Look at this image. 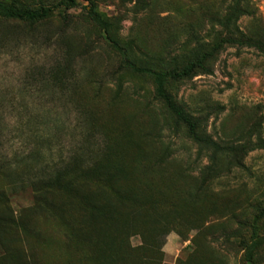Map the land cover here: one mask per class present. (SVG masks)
<instances>
[{
    "label": "rangeland",
    "instance_id": "1",
    "mask_svg": "<svg viewBox=\"0 0 264 264\" xmlns=\"http://www.w3.org/2000/svg\"><path fill=\"white\" fill-rule=\"evenodd\" d=\"M0 1L54 7L0 17V193L24 225L0 264H247L256 239L252 264H264V49L225 41L190 75L169 73L222 38L262 46L264 0L249 12L231 0ZM129 63L168 72L196 137L155 75Z\"/></svg>",
    "mask_w": 264,
    "mask_h": 264
},
{
    "label": "trees",
    "instance_id": "2",
    "mask_svg": "<svg viewBox=\"0 0 264 264\" xmlns=\"http://www.w3.org/2000/svg\"><path fill=\"white\" fill-rule=\"evenodd\" d=\"M76 0H65L64 3L66 5H69L71 3H74ZM232 3V10L237 11L240 10L242 12H249L250 10H253V7L250 3V0H231ZM91 14L93 15V18L96 21H100L98 14H96L93 10H90ZM54 13V7L52 6H41L39 8H21V7H16L11 4H7L4 2L0 1V17L6 18V19H16V20H23V21H39L45 18H49L51 15ZM104 25V23L102 22ZM241 40L246 41L247 44L253 45L255 47H263L264 49V44L262 46H259L255 41L254 38L250 35H245L242 34L240 39L229 37V38H222L221 41L213 46V49L208 52H204L197 60L190 62L187 64L184 68L180 70H172L169 73L172 74L175 77H180V76H188L191 74L193 69L196 67H201L204 64V61L210 57L213 54V51L215 52L216 50H219L220 47L223 45L225 41H234V42H241ZM262 49V48H260ZM133 68H135L137 71L140 72H150L155 75V79L157 82V92L159 96H161L167 106L171 109L173 113L177 116V119L184 122L187 127L189 133L193 136L196 137V122L186 113L183 111V109L178 106L170 96V94L166 91L165 86H164V77L168 73L165 72H158L151 70L150 68H141V67H136L132 63H129ZM68 166V165H66ZM65 167V166H64ZM58 186L61 184L60 179H55L54 180ZM87 183H84L81 185V187H84ZM35 189V198L37 201L38 207H44L49 204H45L48 202V194L49 193H54V188L52 184H45L43 186H34ZM82 191V188H80L79 193ZM4 200L2 203V210L3 214L0 215V246L3 247L5 254L10 255L18 252L17 249V243L20 241V239L15 236L18 235L17 233L20 232V229L23 230L24 225L19 223L17 220L22 221V218L20 217H15L14 212L12 208L10 207V202L9 198L7 196H4V194L0 193V201ZM73 203V202H70ZM89 206H85L78 209L82 215H90V212L87 210ZM92 207H96V204H92ZM132 214H138L139 210L136 209L131 212ZM157 222L155 221V224ZM86 227V222L82 221L79 225L80 230H84ZM165 227V226H162ZM108 233V232H106ZM161 237V236H160ZM14 239L16 241V246H12L11 243L14 242ZM157 236L152 240L156 241ZM125 243V240H124ZM261 245V240L256 239L253 240V242L250 244V246L247 248L246 254H245V260L247 264H252V259L254 255V251ZM22 255V254H20ZM85 257H87L85 255ZM107 260H110L109 258H103L102 259V264H106Z\"/></svg>",
    "mask_w": 264,
    "mask_h": 264
}]
</instances>
